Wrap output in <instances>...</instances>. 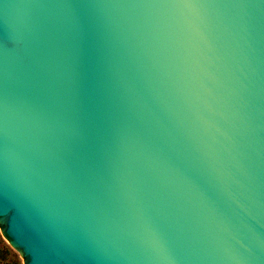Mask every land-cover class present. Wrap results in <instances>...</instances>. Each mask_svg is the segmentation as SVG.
<instances>
[{
	"label": "water",
	"instance_id": "water-1",
	"mask_svg": "<svg viewBox=\"0 0 264 264\" xmlns=\"http://www.w3.org/2000/svg\"><path fill=\"white\" fill-rule=\"evenodd\" d=\"M25 264H264V0H0V224Z\"/></svg>",
	"mask_w": 264,
	"mask_h": 264
},
{
	"label": "rangeland",
	"instance_id": "rangeland-1",
	"mask_svg": "<svg viewBox=\"0 0 264 264\" xmlns=\"http://www.w3.org/2000/svg\"><path fill=\"white\" fill-rule=\"evenodd\" d=\"M3 223L0 224V264H25L26 259L21 251L15 248L11 241L3 237Z\"/></svg>",
	"mask_w": 264,
	"mask_h": 264
}]
</instances>
